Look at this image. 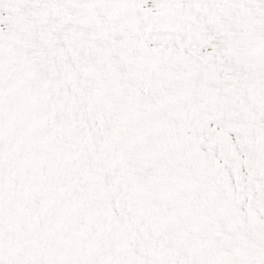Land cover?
<instances>
[{"label": "snow or ice", "instance_id": "snow-or-ice-1", "mask_svg": "<svg viewBox=\"0 0 264 264\" xmlns=\"http://www.w3.org/2000/svg\"><path fill=\"white\" fill-rule=\"evenodd\" d=\"M0 264H264V0H0Z\"/></svg>", "mask_w": 264, "mask_h": 264}]
</instances>
